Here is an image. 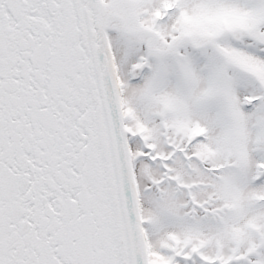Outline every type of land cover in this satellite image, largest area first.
<instances>
[{"label": "snow or ice", "instance_id": "obj_1", "mask_svg": "<svg viewBox=\"0 0 264 264\" xmlns=\"http://www.w3.org/2000/svg\"><path fill=\"white\" fill-rule=\"evenodd\" d=\"M0 264H264V0H0Z\"/></svg>", "mask_w": 264, "mask_h": 264}]
</instances>
